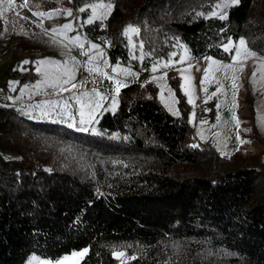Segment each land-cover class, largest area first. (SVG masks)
Listing matches in <instances>:
<instances>
[{
    "label": "trees",
    "instance_id": "16d2710c",
    "mask_svg": "<svg viewBox=\"0 0 264 264\" xmlns=\"http://www.w3.org/2000/svg\"><path fill=\"white\" fill-rule=\"evenodd\" d=\"M113 1L108 20L85 28L108 43L114 63L138 68L124 28L141 23L165 31L195 58L229 59L224 44L242 38L264 57V18L254 13L259 0H240L227 20L202 14L218 0H133L129 16ZM155 94L150 84L124 88L118 110L100 117L98 134L31 120L0 122V264H26L33 254L55 261L84 249L81 264H116L111 249L123 244L150 250L127 264H207L200 255L195 263L159 261L157 248L169 240L192 241L198 254L220 264L230 255L234 263L264 264V170L258 161L243 164L209 145H192L188 123ZM121 151L148 161L118 169L100 186L107 172L97 157ZM182 166L203 173L180 176L174 170Z\"/></svg>",
    "mask_w": 264,
    "mask_h": 264
},
{
    "label": "rangeland",
    "instance_id": "374dc122",
    "mask_svg": "<svg viewBox=\"0 0 264 264\" xmlns=\"http://www.w3.org/2000/svg\"><path fill=\"white\" fill-rule=\"evenodd\" d=\"M72 1L27 0L25 3V0H13L9 4L8 0H0V122L9 120L21 126L22 120H31L65 126L77 132L98 134L100 117L118 110L124 88L132 84H150L152 92L156 91L157 101L171 115L188 123L192 145H209L222 157L242 158L243 164L258 161L264 170L263 56L250 50L247 43L246 49L240 46L241 39L230 40L231 44L229 41L224 44L229 45L230 51L226 52L229 59L206 56L231 65L225 69L212 64L205 57H193L185 44L172 40V36L166 37L165 31L160 34L156 29H149L141 23V26L129 24L139 31H130L125 35L130 59L132 63L138 64V68L133 64L114 63L107 51L108 43L93 40L85 28L89 25L86 23L89 18L93 22L108 20L115 7L114 1L88 0L81 5L73 4ZM132 1L118 0L126 13L131 12L130 8L134 6ZM225 3L229 7L222 11L228 19L231 8L239 4H234L233 0H218L202 14L206 18L213 17L212 12L220 11L217 5ZM101 4L105 7H97L93 15V6ZM109 4L112 5L110 10L107 8ZM68 11H71V16L67 15ZM34 13L51 15L37 16ZM254 13L264 18V0L258 1ZM64 25L71 27L66 29ZM92 44L97 45V48H92ZM236 48L240 49L239 56L236 55ZM144 62H148L146 68H143ZM164 64L169 66L164 67ZM153 65L157 66L156 72L151 71ZM205 68L209 69V74L202 85ZM70 76L73 78L64 84ZM116 81L127 85L121 87L119 93L115 91ZM233 83L235 88L232 87ZM73 84L77 87L73 88ZM181 84H185L192 96V104L188 102L189 97L181 89ZM62 87L68 90H62ZM175 88L182 96V108ZM146 96L153 97L150 93H146ZM97 102L100 104L98 108L95 106ZM81 111L84 112V124L80 123ZM90 112L94 117L91 120ZM234 115L240 121L238 128L233 120ZM82 128L87 131H82ZM237 132L241 139L250 143H239ZM42 139L50 138L44 136ZM108 154L106 152V155L97 157L98 164L107 172L103 180L98 178L102 187L108 183V176L115 175L118 169H135L142 166L144 160L148 161L135 153L121 151ZM92 169H89L91 173ZM174 171L180 176L203 173L183 166ZM111 250L114 251L116 264H127L132 262L133 257L150 252L138 244H123ZM197 250L192 241L169 240L158 246L156 254L159 261L166 263L178 260L193 262L200 255L198 259L202 262L220 264L215 257L208 258L203 253L198 254ZM75 253L78 255L64 256L67 259H61L62 264H81L88 250ZM33 257L44 260L33 254L26 264H37ZM243 263H234L231 255L226 262Z\"/></svg>",
    "mask_w": 264,
    "mask_h": 264
},
{
    "label": "snow or ice",
    "instance_id": "6c2138e0",
    "mask_svg": "<svg viewBox=\"0 0 264 264\" xmlns=\"http://www.w3.org/2000/svg\"><path fill=\"white\" fill-rule=\"evenodd\" d=\"M8 3H9V4H12V3H13V0H8ZM25 3H27V0H25ZM233 3H234V4H238V3H239V0H233ZM22 6H23V5H22ZM97 7H101V8H103V7H105V6H104L103 4L93 6V9H92V11H93V15L96 14V8H97ZM111 7H112L111 4L107 5V8H108L109 10L111 9ZM227 7H229V5H228L227 3H225V4H223V5H217V8L220 9V11H214V12H212V16H213V17H218L219 19H222V20H226V19H227V14L224 13V12L222 11V9L227 8ZM56 11H58V10H56ZM81 11H84V9H81ZM34 15H37V16H44V15H51V13H34ZM67 15L71 16V15H72L71 11H68V12H67ZM86 23L91 24V23H93V20H92L91 18H89V19L86 21ZM70 27H71V25H64V28H66V29H67V28H70ZM130 31H131V32H136V33H138L139 30H138V29H135V28H133L131 25H129V26L125 29V31H124V35H127L128 32H130ZM231 43H232V42L229 41V44H231ZM239 44H240V46L245 47V49H246V42H245L243 39H241V40L239 41ZM91 47H92V48H97V45L92 44ZM141 47H142V46H141ZM224 51H225V52L230 51L229 45H224ZM239 54H240V49H239V48H236V55L239 56ZM250 54H251V53H250ZM141 59H143V57H141ZM181 59H183V57H182ZM205 59L208 60V61H211L212 64H216V65H218L219 67H222V68H225V69L231 67V65H225V64H222V63L219 62V61L213 60L211 57H205ZM233 60H235V57H233ZM24 63H28V61H25ZM163 66H164V67H168L169 65H168V64H164ZM157 70H158V69H157V66H156V65H153L151 71H152V72H156ZM208 74H209V69H208V68H205V69H204V76H203L202 81H201V84H202V85H203L204 80H207V79H208ZM72 78H73V77L70 76L69 80H65L63 83H64V84H68ZM182 78H183V77H182ZM115 83H116L115 91H116L117 93H119L121 87H126V86H127L126 84H122L120 81H116ZM72 87L75 88V87H77V85L73 84ZM232 87L235 88L236 85L233 83ZM181 89L184 91L185 95H187V96L189 97L188 102H189L190 104H192V103H193L192 96L189 94L188 89H187V87L185 86V84H181ZM62 90H68V89H65V88L62 87ZM204 90L206 91V89H204ZM218 90H219V89H218ZM170 91H171V90H170ZM95 106L98 108V107H100V104L97 102ZM115 106H116V105H115V102H114L113 107H115ZM234 106H235V105H234ZM93 111H94V109H93ZM177 114H178V113H177ZM80 115H81V117H82L80 123H81V124H84V123H85V120L83 119V117H84V112L81 111ZM193 117H194V113H193ZM93 118H94V117H93L92 113L90 112V113H89V120H91V119H93ZM218 119H219V117H218ZM233 120L235 121L236 126H237V128H238V127H239V124H240L239 119L234 115V116H233ZM81 130H82V131H87L86 128H82ZM237 140H238V142L241 143V144H244V143H250V141H246V140L241 139V137H240V135H239V132H237ZM83 251H84V252H87V249H84ZM73 255H78V253H73ZM120 255H124V254L121 253ZM32 259H33L34 261H36L37 264H62V260H61V259H57V260H55V261H50V260H47V259L40 260V259L37 258V257H33ZM62 259H65V260H66L67 257H64V258H62ZM133 259H134V257H133Z\"/></svg>",
    "mask_w": 264,
    "mask_h": 264
}]
</instances>
